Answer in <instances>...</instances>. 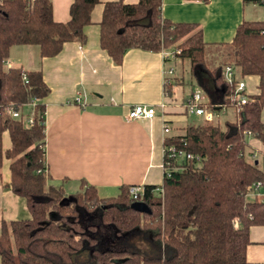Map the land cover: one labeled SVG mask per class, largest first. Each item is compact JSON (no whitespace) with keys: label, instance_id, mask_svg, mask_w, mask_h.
Masks as SVG:
<instances>
[{"label":"trees","instance_id":"16d2710c","mask_svg":"<svg viewBox=\"0 0 264 264\" xmlns=\"http://www.w3.org/2000/svg\"><path fill=\"white\" fill-rule=\"evenodd\" d=\"M97 2L71 0L68 19L57 22L50 0H0V168L6 160V186L28 211L26 219L0 223V264H264L245 256L249 228L264 225V203L244 196L247 185L264 182V163H256L247 151L249 137L264 143V20L241 21L232 40L219 45L225 49L223 61L210 67L200 27L163 18L161 0L105 2L98 46L113 64H120L128 49H172L173 57L188 63L190 78L183 84L189 95L195 84L206 98L204 108L213 113L232 108L235 119L222 127L190 123L182 135L164 138L163 145L199 161L169 160L168 176L163 174L160 185L141 186L136 200L128 186L100 198L83 180L69 195L51 183L40 101L49 89L40 71L6 67L5 62L14 45H35L40 57H52L64 42L84 44L83 28ZM242 2L264 7V0ZM225 65L258 79L257 93L240 108L232 101L234 82L222 77ZM30 101H35L32 107L23 106ZM6 108L20 115L12 117ZM24 114L31 115L30 125L23 123ZM134 202L147 211L131 207Z\"/></svg>","mask_w":264,"mask_h":264},{"label":"crops","instance_id":"0c3cea01","mask_svg":"<svg viewBox=\"0 0 264 264\" xmlns=\"http://www.w3.org/2000/svg\"><path fill=\"white\" fill-rule=\"evenodd\" d=\"M110 1L115 0H98L92 7L90 23L83 28L84 44L64 42L52 57H40L35 45H14L6 59V67L40 71L49 89L40 100L44 105L46 171L51 183L59 185L65 194L76 192L82 180L93 186L100 198L117 195L120 186L160 185L164 138L182 135L190 117L203 122L184 113L183 102L190 90L182 82V72H175V66L169 65L179 60L166 57L170 51L128 49L116 65L99 48L102 5ZM70 2L50 0L53 20L68 19ZM246 4L242 0H161L160 11L172 23L197 24L207 48H213L229 43L241 21L260 20L254 17L255 8H246ZM168 67L173 68V74L164 78ZM240 77L245 81L247 94H256L257 77ZM193 89L200 90L197 86ZM76 97L79 103L74 102ZM133 104L153 105L154 116L127 119V109ZM227 109H216L213 122L218 124V116L226 114ZM230 114L228 121H233V109ZM261 120L264 123V107ZM247 144L252 159L263 164L264 143L249 137ZM7 146L8 139L3 134L2 148ZM7 183V161L3 160L0 223L26 219L24 200L13 194ZM245 256L250 263H264V225L249 228Z\"/></svg>","mask_w":264,"mask_h":264},{"label":"built area","instance_id":"2783aa9c","mask_svg":"<svg viewBox=\"0 0 264 264\" xmlns=\"http://www.w3.org/2000/svg\"><path fill=\"white\" fill-rule=\"evenodd\" d=\"M178 52L177 50L175 51ZM165 56H169L165 53ZM7 63L5 62V65ZM223 79L227 83L234 82L233 86V94H232V101L235 103L237 108H240L249 100V95L245 89V81L240 76L238 77V71L236 68L232 67L231 65H225L221 71ZM173 74V68L168 67L164 69V78L165 76H169ZM166 82V80L164 81ZM75 103H79V99L75 98ZM206 102V98L204 97L203 93L200 90L192 91L191 95L186 97L183 102V110L185 114L195 115L203 122H213L214 120V113L202 106ZM35 104V101H30L28 104L23 106L32 107ZM22 106V107H23ZM162 107V104H159ZM20 107V110L21 108ZM6 110L10 113L12 117H18L20 115L18 110H13L11 108H6ZM22 112V111H21ZM155 114V108L153 105H146V104H133L131 105L126 112L127 119H137V118H145L151 119ZM23 123L25 125H30L32 123L31 115H25L23 117ZM164 131L166 129L164 128ZM249 134V132H247ZM162 168L163 174L168 176L169 174V165L170 161H199V157L193 154L185 153L182 150L176 149L173 145H163L162 148ZM165 159V161H164ZM170 160V161H169ZM141 186L137 185H129L128 186V193L133 200L138 198V195L141 193ZM244 196L248 199H257L261 203H264V182L256 180L250 183L245 187ZM234 224H237V219H234Z\"/></svg>","mask_w":264,"mask_h":264},{"label":"rangeland","instance_id":"374dc122","mask_svg":"<svg viewBox=\"0 0 264 264\" xmlns=\"http://www.w3.org/2000/svg\"><path fill=\"white\" fill-rule=\"evenodd\" d=\"M255 8V16L254 17H258L257 19L260 20H264V7L261 5H257V4H252V3H247L246 4V8ZM167 51H170L168 53V55H171V51L172 49H165ZM225 49L223 47H213V48H206L205 50V55H204V59L207 65H209L210 67L216 66L219 62L223 61V53H224ZM172 56V55H171ZM175 63V65H173ZM170 62V66H175V72H182L183 74V79L182 82L185 81V79H189L190 78V74L188 71V63L186 61H183V63L179 60L175 61V62ZM191 89L195 88V84H192V86H190ZM188 88V87H187ZM189 89V88H188ZM194 90V89H193ZM231 111L232 109H227L226 114H220L218 116V125L220 127L223 126L224 121H228L230 120L231 117ZM199 119L190 117L189 119V124L190 123H201L199 122ZM6 141V138H4V142ZM248 151V150H247ZM69 195V194H66Z\"/></svg>","mask_w":264,"mask_h":264},{"label":"water","instance_id":"95a60500","mask_svg":"<svg viewBox=\"0 0 264 264\" xmlns=\"http://www.w3.org/2000/svg\"><path fill=\"white\" fill-rule=\"evenodd\" d=\"M131 207L138 208V209L141 210V211H147L146 206L143 205V204L140 203V202H134V203H132V204H131Z\"/></svg>","mask_w":264,"mask_h":264}]
</instances>
